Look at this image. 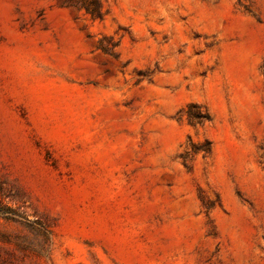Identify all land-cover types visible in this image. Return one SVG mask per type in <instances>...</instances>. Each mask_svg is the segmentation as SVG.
<instances>
[{
  "label": "rangeland",
  "instance_id": "rangeland-1",
  "mask_svg": "<svg viewBox=\"0 0 264 264\" xmlns=\"http://www.w3.org/2000/svg\"><path fill=\"white\" fill-rule=\"evenodd\" d=\"M0 264H264V0H0Z\"/></svg>",
  "mask_w": 264,
  "mask_h": 264
},
{
  "label": "trees",
  "instance_id": "trees-1",
  "mask_svg": "<svg viewBox=\"0 0 264 264\" xmlns=\"http://www.w3.org/2000/svg\"><path fill=\"white\" fill-rule=\"evenodd\" d=\"M196 118H199V116H196Z\"/></svg>",
  "mask_w": 264,
  "mask_h": 264
}]
</instances>
